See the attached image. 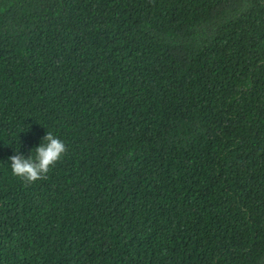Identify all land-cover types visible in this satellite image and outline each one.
I'll use <instances>...</instances> for the list:
<instances>
[{"label":"trees","instance_id":"obj_1","mask_svg":"<svg viewBox=\"0 0 264 264\" xmlns=\"http://www.w3.org/2000/svg\"><path fill=\"white\" fill-rule=\"evenodd\" d=\"M0 264H264V0H0Z\"/></svg>","mask_w":264,"mask_h":264},{"label":"clouds","instance_id":"obj_2","mask_svg":"<svg viewBox=\"0 0 264 264\" xmlns=\"http://www.w3.org/2000/svg\"><path fill=\"white\" fill-rule=\"evenodd\" d=\"M66 151L65 143L52 132L47 131L40 145L35 147V157L31 154L25 158L18 152L9 157L12 174L27 183L46 179L50 168L61 159Z\"/></svg>","mask_w":264,"mask_h":264}]
</instances>
